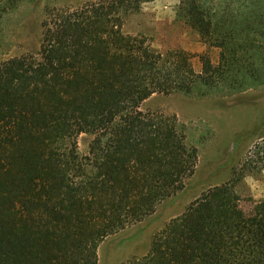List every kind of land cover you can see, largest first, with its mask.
I'll return each instance as SVG.
<instances>
[{"label": "trees", "instance_id": "16d2710c", "mask_svg": "<svg viewBox=\"0 0 264 264\" xmlns=\"http://www.w3.org/2000/svg\"><path fill=\"white\" fill-rule=\"evenodd\" d=\"M145 1L47 11L39 51L0 62V264H97L100 243L182 189L198 160L176 115L142 102L264 78L256 60L236 69L231 28L198 0H182L177 15L220 49L217 63L200 54V72L186 49L161 52L124 32V15ZM81 132L93 134L89 154L79 153ZM252 152L126 264H264V199L245 211L236 189L264 165V136Z\"/></svg>", "mask_w": 264, "mask_h": 264}, {"label": "rangeland", "instance_id": "374dc122", "mask_svg": "<svg viewBox=\"0 0 264 264\" xmlns=\"http://www.w3.org/2000/svg\"><path fill=\"white\" fill-rule=\"evenodd\" d=\"M99 0H0V62L11 57L37 53L42 21L47 11L74 9ZM182 0H149L140 9L124 15L123 30L145 38L165 52L183 48L192 54L197 72L202 69L200 54L208 52L219 60V48L208 47L199 33L177 15ZM213 14L216 27L229 29L237 60L236 69L249 72L245 64L264 75V0H198ZM143 111L175 114L186 132L187 142L197 147L194 172L184 187L161 202L143 220L108 235L98 247L97 264H126L149 251L151 236L206 190L231 180L235 167L249 157L264 136V78L249 81L242 88H220L201 82L191 93H153L142 102ZM92 133L77 136L79 153L89 154ZM254 158V157H253ZM258 162L252 172L237 182L239 205L249 211L264 199V165Z\"/></svg>", "mask_w": 264, "mask_h": 264}]
</instances>
